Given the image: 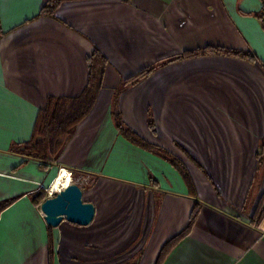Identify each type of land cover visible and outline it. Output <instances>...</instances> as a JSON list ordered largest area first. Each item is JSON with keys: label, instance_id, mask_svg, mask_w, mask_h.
<instances>
[{"label": "crops", "instance_id": "0c3cea01", "mask_svg": "<svg viewBox=\"0 0 264 264\" xmlns=\"http://www.w3.org/2000/svg\"><path fill=\"white\" fill-rule=\"evenodd\" d=\"M48 1L0 0V205L13 200L0 214V264H159L196 203L191 232L160 264H264V217L252 223L264 195L263 0H67L39 17ZM210 47L256 60L174 59ZM96 50L108 61L103 89L58 160L12 152L49 98L81 96ZM115 98L127 128L184 161L196 194L169 161L119 134ZM61 170L96 208L87 227L44 219Z\"/></svg>", "mask_w": 264, "mask_h": 264}, {"label": "trees", "instance_id": "16d2710c", "mask_svg": "<svg viewBox=\"0 0 264 264\" xmlns=\"http://www.w3.org/2000/svg\"><path fill=\"white\" fill-rule=\"evenodd\" d=\"M67 0H49L41 10L40 16H53L56 10ZM264 3V0H263ZM234 55L247 61H254L256 57L250 52L230 51L221 48H205L193 52H185L179 58H194L208 55ZM165 60L159 61L154 66L148 67L136 75L128 78L124 82V86L135 85L141 80L148 78L156 69L164 64ZM170 61V60H168ZM107 58L98 50L88 57V84L81 96L77 98H49L46 108L40 112L35 131L30 141L13 147L12 152L23 155L29 159L40 161L43 164L54 163L58 160L63 149L69 143L75 133L77 126L86 119L90 114L100 91L103 89V81L107 69ZM113 119L115 126L121 136L142 149L155 153L165 158L169 163L178 169L187 183L190 191L195 193L194 182L187 172L186 167L175 157L166 154V151L151 145L130 128H127L122 120L121 112L118 106L117 98L113 102ZM151 128H154L150 124ZM45 197L41 199L44 200ZM13 200L0 205V214L7 208ZM200 212V204L196 203L191 214L187 228L171 239L163 248L160 259L167 255L171 248L178 242L184 239L192 230L197 221ZM264 217V195L262 196L259 206L253 216L252 223L261 222ZM50 254H53V248L50 249ZM160 261V262H161ZM159 262V264H160Z\"/></svg>", "mask_w": 264, "mask_h": 264}, {"label": "water", "instance_id": "95a60500", "mask_svg": "<svg viewBox=\"0 0 264 264\" xmlns=\"http://www.w3.org/2000/svg\"><path fill=\"white\" fill-rule=\"evenodd\" d=\"M47 225L58 228L66 221L81 227L89 226L95 219L96 208L83 200V191L76 183L56 192L41 204Z\"/></svg>", "mask_w": 264, "mask_h": 264}, {"label": "bare ground", "instance_id": "6f19581e", "mask_svg": "<svg viewBox=\"0 0 264 264\" xmlns=\"http://www.w3.org/2000/svg\"><path fill=\"white\" fill-rule=\"evenodd\" d=\"M70 183H71V174L67 170L66 171L62 170V172L56 178L53 184V188L54 190L58 191L62 188L67 187Z\"/></svg>", "mask_w": 264, "mask_h": 264}, {"label": "rangeland", "instance_id": "374dc122", "mask_svg": "<svg viewBox=\"0 0 264 264\" xmlns=\"http://www.w3.org/2000/svg\"><path fill=\"white\" fill-rule=\"evenodd\" d=\"M166 154H168L169 156H172V157H175V158H177L185 167H186V169H187V172L189 173V175L191 176V178H192V173H191V171H190V169H189V167L188 166H186V164L184 163V161L180 158V157H178V156H176V155H174L172 152H170V151H166L165 152ZM186 156H187V154H186ZM188 158V157H187ZM189 159H191V161H192V163H194L195 165H197V163L195 162V160L192 158V157H189ZM258 159H262V160H264V151H262V150H260V152H259V154H258ZM263 165L264 164H260V168H259V171H262V169H263ZM196 167H199V168H201L200 166H196ZM73 179H74V177H72V182L71 183H74L73 182ZM259 203H260V201H259ZM259 206V205H258ZM258 208V207H257Z\"/></svg>", "mask_w": 264, "mask_h": 264}, {"label": "built area", "instance_id": "2783aa9c", "mask_svg": "<svg viewBox=\"0 0 264 264\" xmlns=\"http://www.w3.org/2000/svg\"><path fill=\"white\" fill-rule=\"evenodd\" d=\"M61 172H62V170H61ZM71 174V182H72V173H70ZM61 190V189H60ZM60 190H56V192H59ZM54 188L53 187H50L49 188V194H50V196H52V195H54Z\"/></svg>", "mask_w": 264, "mask_h": 264}]
</instances>
